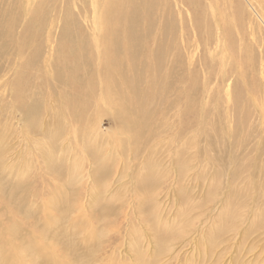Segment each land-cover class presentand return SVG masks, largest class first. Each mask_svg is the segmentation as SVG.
<instances>
[{
	"label": "rangeland",
	"instance_id": "374dc122",
	"mask_svg": "<svg viewBox=\"0 0 264 264\" xmlns=\"http://www.w3.org/2000/svg\"><path fill=\"white\" fill-rule=\"evenodd\" d=\"M78 1L0 0V264H137L186 233L170 264H264V0H120L98 15L106 29L133 13L156 27L139 62L151 121L138 137L126 126L139 105L124 88L107 104L91 49L106 0ZM170 10L177 32L158 67ZM67 27L91 37L77 60L93 75L64 70ZM222 205L238 207L237 233L215 229ZM212 229L227 241L218 256Z\"/></svg>",
	"mask_w": 264,
	"mask_h": 264
},
{
	"label": "bare ground",
	"instance_id": "6f19581e",
	"mask_svg": "<svg viewBox=\"0 0 264 264\" xmlns=\"http://www.w3.org/2000/svg\"><path fill=\"white\" fill-rule=\"evenodd\" d=\"M119 1L120 0H106L105 3L103 4V9L100 12L93 13V20L97 22L96 34L93 35L94 40L96 41L94 48L93 47L91 48V45H90L91 44V37L89 39L82 41L77 37L73 27H67L66 28V37L68 40V51L65 52V50H64L63 57L61 58V60L66 62V65L64 66L65 71H66V69L75 70L77 68L78 71H81V72L87 71V73H89L90 75H93L94 69H95L93 67L94 66L93 63L89 64L88 61L80 63L79 60H77V59H79L81 55L83 57V60H85V58L88 59L91 55L92 50L95 51L98 54L97 60L100 61L101 66H104V68H105V73L102 74V76L99 78V83L102 85L101 89H102V92H103V95H104V98H105V101L107 102V104L110 106L111 102L113 101V100L111 101V99H108L109 97H111V94L118 96L121 89L124 88L127 90L126 93L130 94L132 96L131 100H132L133 104L139 105V107H140V115L135 116L133 118L134 121L132 122V126H126V130L129 133H132L133 137L134 136L138 137L139 133L144 134V129L146 127H148V125L151 121V118H150L151 116L149 115L150 113L144 106L148 102V99H149V98H147L148 91L143 89V92L141 93L139 90V88H141V82H142L141 78L143 79V76H140V73L143 72V70L140 69L141 70V72H140L139 62L142 61L141 57H142V55H144L143 53H146V52L142 51V48L144 50L145 45L148 43L147 42L148 39L151 38L150 36L153 34V30L156 27H152V28L149 27L147 22L143 23L141 21L140 13H138V14L133 13L132 15H128V16H116L115 19H113V22L111 23L112 28L111 29L104 28V24L99 21L98 15H102V14L110 15L115 10V6H116L117 2H119ZM185 1L189 4H192V1H193V3L195 2V0H185ZM82 2H84V0H81V3ZM176 2H177V0H175L172 4L171 0H170L169 3L167 2V5H169L168 7H170V9H171L172 7H174V4ZM154 6H156V7H154L155 9H157V10L159 9L156 4H154ZM174 11L176 13V10H174ZM69 15H71V14H69ZM166 15L170 21L169 22L170 30L168 27L164 26L165 28L163 29L162 34H161L163 36V39L160 38V41L156 45L157 46L156 51L152 52L153 57L156 58V62L159 63L157 65L158 67H160V65H162V63L164 61V58L166 55V53L164 52V49H166V48L170 49V46H168V44L170 43V40L172 41V39H170V34L177 32V30L175 31V27H176L175 22H174V15L175 14L173 15L172 11L170 10L169 13ZM214 23L216 24V29L219 30L220 25H219L218 20H215ZM230 23H232V22H230ZM257 28H259V27H257ZM158 30H159V28H158ZM111 33H113L114 36L112 38H109V35ZM239 40H241V39H239ZM239 40H237V41H239ZM121 41H122V43L126 42V44H127L126 45L123 43L125 45V48L123 47V50L120 49ZM205 42H207V41H205ZM128 44H131L132 46H129ZM209 44H210V42H209ZM261 45H262V43H261ZM129 47H131V49ZM262 47H264V46H262ZM88 48H91L92 50L88 49ZM120 50L123 52H121ZM89 60L92 62V59H89ZM129 62L134 64V67L129 69V71L135 72V75L133 77L127 76V74L125 72L128 65H130ZM152 65L154 66V64H152ZM56 68H57V71L59 72L62 67L59 68L58 66H56ZM220 70H221V68H220ZM161 75L163 76V73ZM126 79H129V80L125 81ZM66 83H69V81H66ZM175 83H177V82H175ZM89 84H90V82H89ZM169 86L170 85H168V87ZM157 93H158V91L156 90L154 92V97L157 95ZM120 96H122V95H120ZM83 98L85 99V101H88L87 99L90 98V90L85 95H82L80 100ZM120 98H121V102L126 101L124 98L123 99H122V97H120ZM86 103H88V102H86ZM34 108L37 109L36 106ZM234 113H236V112H234ZM32 115H33V110L31 109L28 113V117H32ZM29 121L32 124H34V119H29ZM229 121H231V120L229 119ZM215 164L217 165L218 163H215ZM261 206L263 207L262 212H264V205H261ZM221 207H222V209H224V208L228 209V211H225L224 213L220 214L221 217L218 218V220L216 222L215 229H217L218 231L223 230L224 232H231L232 231V233H237L236 225L241 222V219L239 218L238 207L232 208V206H230V205H222ZM198 209H201V208L199 207ZM192 211L194 212V214L196 216L195 220L199 219V213H195L196 208L193 209ZM232 220H233V222H232ZM155 223H157V222H155ZM253 229L254 228L250 227V229L247 231V233L252 232ZM217 230H214V229L210 230V234H211L210 243L216 245L217 251L215 250V252H214V254H216V256H218V254L221 253L222 250H224V248H225L224 245L227 243L226 240H222L219 237ZM170 231L173 232V229L170 228ZM193 231H194V233L196 232L195 223L193 226ZM131 234H132V232L129 234V236ZM189 235H190V233H186V234H181L177 238L173 237L171 243L167 247H165L164 249H162L160 251L153 249V251H151L148 254L145 250H143V252L141 254L142 258L139 262H137V264L140 262H143L149 258L150 259L145 264H170L171 255L173 254V252H176L181 247L179 242L185 238H186L185 241H187V239H189ZM223 239H224V237H223ZM161 240H162V237L159 236L157 239V242L160 243ZM113 253H114V250L111 251V254H113ZM222 257H224V256H222ZM191 261H192V259L190 258L186 262L184 261V264H191ZM206 263H205V259H203V260L201 259L199 261L197 260L196 262H194L192 264H206ZM178 264H183V261L179 260ZM240 264H250V263L243 261V262H240Z\"/></svg>",
	"mask_w": 264,
	"mask_h": 264
}]
</instances>
